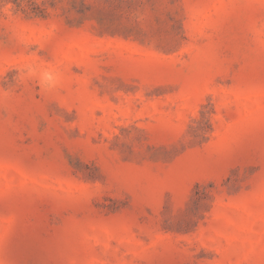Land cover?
Listing matches in <instances>:
<instances>
[{
	"label": "rangeland",
	"instance_id": "1",
	"mask_svg": "<svg viewBox=\"0 0 264 264\" xmlns=\"http://www.w3.org/2000/svg\"><path fill=\"white\" fill-rule=\"evenodd\" d=\"M0 264H264V0H0Z\"/></svg>",
	"mask_w": 264,
	"mask_h": 264
},
{
	"label": "clouds",
	"instance_id": "2",
	"mask_svg": "<svg viewBox=\"0 0 264 264\" xmlns=\"http://www.w3.org/2000/svg\"><path fill=\"white\" fill-rule=\"evenodd\" d=\"M43 82L47 83L48 86H54L56 83V77L51 72H45L42 77Z\"/></svg>",
	"mask_w": 264,
	"mask_h": 264
}]
</instances>
